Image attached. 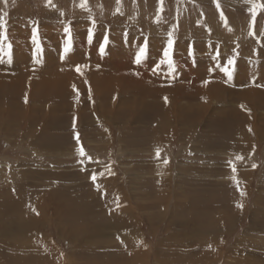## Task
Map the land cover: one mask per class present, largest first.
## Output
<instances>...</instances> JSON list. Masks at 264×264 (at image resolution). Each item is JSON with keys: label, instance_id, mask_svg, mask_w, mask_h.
<instances>
[{"label": "rangeland", "instance_id": "374dc122", "mask_svg": "<svg viewBox=\"0 0 264 264\" xmlns=\"http://www.w3.org/2000/svg\"><path fill=\"white\" fill-rule=\"evenodd\" d=\"M80 3L0 0V264H264V0Z\"/></svg>", "mask_w": 264, "mask_h": 264}, {"label": "snow or ice", "instance_id": "6c2138e0", "mask_svg": "<svg viewBox=\"0 0 264 264\" xmlns=\"http://www.w3.org/2000/svg\"><path fill=\"white\" fill-rule=\"evenodd\" d=\"M5 2H6V0H5ZM49 3L51 4V0H49ZM80 7L81 8L87 7V0H81ZM257 8L264 9V4L255 5V7L252 9L253 15L256 14V9ZM5 15H7V14L5 13ZM93 23H94V21H93ZM65 31L68 33V39H67V41L65 43V46H64V52L68 53L71 50V48L73 47V41H72L71 29L70 28H66ZM253 34H255V33H253ZM5 39H7L6 35H5ZM89 41H91V36H89ZM33 42L36 44V46H37L36 50L39 53L42 49L40 48V42H39L38 36L35 33L33 34ZM107 43H108V39H107V37H105L104 45H107ZM8 48H9V52H10V49H11V45L10 44L8 45ZM0 50H2V49H0ZM100 51L101 52L104 51L103 47H101ZM146 54H147V45H145L140 50L139 55L136 57V63L139 64L141 62V60L146 56ZM172 55H173V45H172L171 42H169L168 48L164 52V58L160 60V64H167L169 69L174 70V62H173ZM229 63H232V61H229ZM157 67H159V66H157ZM79 70H80V68L78 67L77 71H79ZM229 76H231V73H229ZM165 100L167 101V98H165ZM76 139H77V142L79 143V134L78 133L76 135ZM79 152H80V155L82 157L86 155L85 150H84L82 145L79 148ZM156 156H157L158 159L160 158V150L159 149L156 152ZM88 158H89V160H91V157H88ZM240 159H243V157H240ZM164 162L168 163L167 160H165ZM233 171H235V168H233ZM91 178L95 182L97 180V175L93 174ZM238 184H239V182L237 181V185ZM238 207L242 208L243 205L242 204L238 205Z\"/></svg>", "mask_w": 264, "mask_h": 264}, {"label": "bare ground", "instance_id": "6f19581e", "mask_svg": "<svg viewBox=\"0 0 264 264\" xmlns=\"http://www.w3.org/2000/svg\"><path fill=\"white\" fill-rule=\"evenodd\" d=\"M232 114H233V116L235 115V112L233 111V110H231L230 111ZM230 116H228L227 118H229ZM227 118H224L223 120H221L219 123H220V126H221V128H223V129H228V128H226V124H227V122H228V120H227ZM236 124H238V123H233L232 125V128H235L234 126H236ZM248 131V130H247ZM250 131V130H249ZM232 134V133H231ZM243 137V136H242ZM236 140V139H235Z\"/></svg>", "mask_w": 264, "mask_h": 264}]
</instances>
